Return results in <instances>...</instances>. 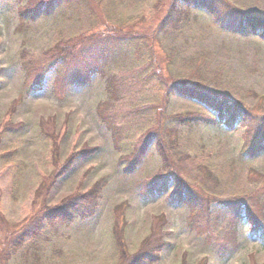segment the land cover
<instances>
[{"label": "rangeland", "instance_id": "374dc122", "mask_svg": "<svg viewBox=\"0 0 264 264\" xmlns=\"http://www.w3.org/2000/svg\"><path fill=\"white\" fill-rule=\"evenodd\" d=\"M171 1L0 0V264L35 260L27 249L6 260V241L40 204L36 191L45 173L54 174L85 147L98 150L91 157L78 155L72 170L54 184L47 202L57 205L86 193L107 176L100 207L85 221L48 227L36 264H121L117 247L127 255L134 253L162 226L173 235L156 264H264V235L252 231L244 212L235 224L238 243L232 252L220 253L211 236L228 229V221L216 219L217 209L223 210L221 200L235 205L254 199L256 219L264 221V141L257 155H243L253 132L241 121L233 127L202 123L183 128V149L210 166L213 178L206 175L207 179L218 181L213 192H205L198 184L204 173L185 161L191 177L184 178L194 185V196L204 206L211 199L212 219L203 221L201 228L192 222L199 219L197 213H207L206 207L194 211L171 203L165 193L141 195L144 181L163 182L173 168L181 169L174 160L169 166L163 163L156 145L157 122L168 124L165 114H210L195 99H167L172 86L206 84L221 98L264 113V38L229 31L204 9L190 10L178 36L153 37ZM225 1L232 8L224 12L225 19L245 12L264 14V0ZM40 6L41 12L32 18L31 12ZM20 10L31 11V17L21 18ZM126 32L147 34V48L136 42L118 45ZM87 50L99 59L94 67L81 61ZM58 51H70L76 59L62 68L53 57ZM77 74L78 84L72 82ZM107 100L114 102L109 110L115 115L114 126L103 111ZM116 130H121V138ZM144 142L150 145L137 171L124 174ZM18 162L30 165L13 197ZM168 187L174 188L173 180H168ZM40 200H46L44 194ZM116 228L121 237L114 241Z\"/></svg>", "mask_w": 264, "mask_h": 264}, {"label": "trees", "instance_id": "16d2710c", "mask_svg": "<svg viewBox=\"0 0 264 264\" xmlns=\"http://www.w3.org/2000/svg\"><path fill=\"white\" fill-rule=\"evenodd\" d=\"M20 2L21 4L24 3L23 0H20ZM192 9H204L208 11L218 24L229 31L236 32L241 35H247L250 33L259 34L264 38V14H251L245 12L239 14L238 17L236 16L237 18L234 17L225 19L224 12L230 11L232 9L225 0H172L170 8L167 11V15L160 22L156 32L154 31V33H152V36L155 37L156 34L160 37H167L168 35L178 36L182 28L188 22L187 15ZM41 10L42 9L40 6L36 11H30L31 14H33L32 18H35L37 15H39V12H41ZM30 12L20 10V17L28 19L29 17H31ZM126 34L127 37H122L119 39V41L117 42L118 45L125 44V42H136L141 43L143 48H147V45L144 42L147 39V34H145L144 32H126ZM112 40L113 39L109 40L110 43L112 42ZM103 50L104 52H106V49ZM61 52H56L53 57H57V60L55 61H61L59 65L62 68L63 65H65L67 62L76 59V56L72 55V52L70 51ZM80 57L84 66H86V63H88L92 64L94 67V65H97L95 63L99 62L97 56H89L88 50L85 53L83 52ZM89 69L90 70L88 72L93 71L91 70L92 67ZM42 76L43 75H41L40 79L38 80V83L41 81ZM88 76L89 75L85 76L86 79L88 78ZM193 77L194 76L190 77L189 79H192ZM72 82H76V84L80 83V77L78 74L72 76ZM41 83L42 81L39 84ZM38 85H36L35 87H40ZM173 95H181L191 99H195L197 102L201 103L205 107V109L209 110L210 114H208L206 117H195L190 114H165V116H168L170 118V122L165 126L162 122H157L159 126L157 132H155L156 145L163 163L166 166H169L168 163H171L174 160L177 164H179V167L181 169L174 170L173 168V170H171L168 174H166L165 177H163V182L162 178L144 181L141 185V190H143V193L141 192V195L145 198H148L149 195L155 193H165L167 195L168 201H170L171 203L188 205L190 208L194 209V211H200V207L201 209H204V207H206L207 213H197V215H199V219H196L192 222V225L201 228V224L203 221L212 219V215L214 212L210 210L211 199L208 198L206 201L208 205L204 206L202 205V203H200L201 201H198V199L194 196V185L192 187L188 182L191 176L190 171L186 167L184 168L185 161L194 165L195 170L204 173V178L199 175L200 179L198 180V184L205 192H213L214 189L218 187L217 185L214 186L218 181H216L217 179L215 178L213 183V171L210 166L206 165L203 160L199 159V156H192L190 155V152L183 149L181 145L182 132L184 131L183 128L192 129L194 126H199L202 123L212 124L215 126H221L223 123H226V125H228L229 127H233L235 123L241 121L242 126H245V128L248 129V132H253L251 133L253 134L252 138L246 139V142L244 143L246 149L243 150L244 152L242 154L246 156H254L261 151L262 142L264 141V113H257L253 111L252 108L244 105L243 103L231 102L227 99V96H225V99L221 98L219 93L211 92L209 90V86L206 84L203 85L202 88L193 84H178L171 87L170 91L167 93V99ZM113 105L114 102L112 100H107L103 108V111L106 113V119L109 122V126H114L113 119L115 115H113L109 111L110 107ZM163 115L164 113L161 112L160 117ZM162 129H164V132H162ZM116 133L120 134V138L122 137L121 130H116ZM147 144L148 143L145 144L144 142V144H142V146L137 149L136 158H134V161L130 165L124 167V174L131 175L137 171L138 166L141 164L143 156L146 154L150 145ZM97 150V147H85L83 151L79 152L78 154L71 155L65 161L61 169L56 171L54 174L45 173V177L42 179L36 191L37 196L35 201L38 200L40 204L33 210L31 216L26 222L21 225H16L17 235L16 233H14L16 229H13V233L6 241V260H12L14 255L17 254L20 249H27L29 254L32 252L34 253L32 256L35 257V260L29 261V258H27L26 264H36L35 262L37 258L39 259L37 255V249L40 247L43 239L46 238V229L48 227H54L58 224H74L76 222L90 219L96 214L103 199L104 191L109 184L107 176L106 178H102L101 180L96 182L94 187L90 191L78 196L75 195L66 201H62L60 204H49L47 202V197L53 189L54 184L62 176L72 170L78 155L80 156L81 154L83 157H91L96 154ZM16 165L17 169L15 170L16 173L12 181V187L14 191L13 197H16L17 195V189L20 185L23 170L26 167H29L30 164L26 162H18ZM206 175L212 176L211 180L207 179ZM170 179L174 181V188L172 190H170L168 187V180ZM43 194L44 198H46L44 202L40 200V197H42ZM220 204L223 210L217 209L218 212H216V219L222 218L229 222L228 229L223 231L216 230V233L211 234V236L218 241V246L216 247V249L220 253H222L223 251L232 252L233 247L237 245L238 242L236 241V237L233 236V234L235 233V224L238 223L239 219L244 213L248 221L253 224L252 231L254 233H260L261 231L264 235V221L261 222V218L256 219L255 211H257V207L254 199H250V203L248 201H245L238 202L235 205H229L228 200H221ZM116 229L113 230L114 234L112 233V238H115V240L113 239L114 241L118 240L121 237L119 229ZM172 235V231L167 230L164 228V226H162L160 227V229H156L155 231L153 230L152 234L142 242V247H140L134 253H129L127 255L124 249V251H121L117 247V254H120V258L122 259L121 264L158 263L162 258V252L167 246L170 245L169 238ZM231 245L233 246L231 247ZM1 264L7 263L5 262Z\"/></svg>", "mask_w": 264, "mask_h": 264}]
</instances>
